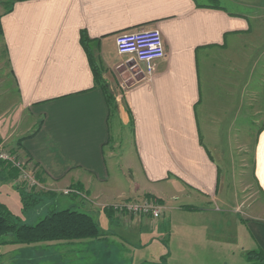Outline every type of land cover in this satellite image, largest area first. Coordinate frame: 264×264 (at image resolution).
Instances as JSON below:
<instances>
[{
  "label": "crops",
  "instance_id": "0c3cea01",
  "mask_svg": "<svg viewBox=\"0 0 264 264\" xmlns=\"http://www.w3.org/2000/svg\"><path fill=\"white\" fill-rule=\"evenodd\" d=\"M219 1L224 5L0 0V145L36 167L41 198L53 200L76 184L86 196L79 204L85 202V211L103 222L98 239L0 245L2 264H14L16 254L50 255L61 247L59 264H254L246 253L264 251V203L249 217L236 216L237 230L228 229V211L218 203L229 206L220 191L228 184L226 171L240 178L242 194L254 186L253 198H264V80L261 91L251 88L239 61L247 54L252 14L235 11L232 0ZM258 10L264 24V7ZM139 26L159 29L165 56L149 79L131 78L122 85L125 57L117 53L114 37ZM4 78L16 91L13 105L4 99ZM103 88L114 99L112 109ZM248 117L258 124L252 143L248 136L239 139L238 123ZM129 125L132 158L123 157L116 176L112 157L121 146L119 130ZM15 178L0 161V204L20 213ZM145 195L164 205L160 218L118 216L107 208ZM40 218L37 214L36 221Z\"/></svg>",
  "mask_w": 264,
  "mask_h": 264
},
{
  "label": "rangeland",
  "instance_id": "374dc122",
  "mask_svg": "<svg viewBox=\"0 0 264 264\" xmlns=\"http://www.w3.org/2000/svg\"><path fill=\"white\" fill-rule=\"evenodd\" d=\"M202 1L207 2V3L208 2L214 3L216 5H224L219 0H217L218 3L215 0H202ZM236 2L241 3V5L235 4ZM242 2H245L247 7H243ZM229 3L234 8H236L235 11H237L239 13H243L245 15H251L252 14L251 28H250V34H249L250 41L248 40V46H246L244 48V52H246L247 54H245L244 56L241 55L239 58L240 59L239 61L242 62V65L245 68V74H246L245 78L248 80L249 86L251 88H254V89L259 88V90L261 91L262 87H263L261 80L262 79L264 80V76H263L264 75V56H263V54H264V37H263V39L260 37L258 28H260L264 32V26H263L264 24H263V22H261V20H262L261 17H263V16H261L262 10H258V8H262V6L264 7V0H232V1H229ZM252 6H254V7H252ZM263 36H264V33H263ZM240 51H242V50H240ZM122 68L125 70V72L123 75L122 74L119 75V78H120L122 85H125L128 82L127 81L128 80V77H127L128 72L124 67H122ZM1 72L2 71L0 70V73ZM120 73H122V71ZM5 77H7V76L5 75ZM3 87H5V89L2 90L4 99H6L7 103H9L10 105H13L17 100V94H16L15 89L13 88L11 79H9V78H8V80L5 79ZM0 95H1V92H0ZM116 123L117 122L115 120L112 122L113 128L115 127ZM238 125H239V128L241 129V131H240V129H238V131H240V134H241V138H239V139L241 141H244L245 140L244 136H248L249 141L252 143L253 131L257 128L258 124L253 123L252 118L248 117V118H243V121L239 122ZM119 137H121V140H122L121 146H119L118 148L115 149V155H114V157H112L113 160H117L115 167H113L114 173L116 176H117V173H119L120 166L122 165L123 157L124 158H128V157L132 158V153H131L132 152V148H131V126L129 125V126H126L122 129H120L119 130ZM242 137H244V138H242ZM26 162H27L28 168L33 167V164H31V162L29 160H26ZM108 167H110L109 164H108ZM35 168L36 167L34 166L33 167L34 171L37 170ZM111 173H112V171H111ZM248 173L250 174L249 169H248ZM225 174H226V176L223 177V181H226L225 183H228V184L226 185V187H223V188L220 187V191H221V197L225 198V200L228 202L229 206L224 207V206L220 205V203H218V206L221 207V209L226 208L228 211L227 218H226V221H228V229L230 230V228L232 227V230H237V228H238L237 226L240 224V222L236 221V216L239 218V220L241 218H243L244 216L249 217L251 215V210L253 209L254 206H256L258 203H264V198L261 196V194H258L255 198H253V196L251 195V191L253 189H255L254 186L246 187L243 191L244 194H242L241 193V187L238 184L240 178L237 176V178L235 180L234 179L235 176L231 175L227 171L225 172ZM119 177H120V180L124 182V178H122V175ZM241 179L244 181H248L247 179H245V176H243ZM248 179H250V178H248ZM249 181H251V180H249ZM15 182H16V178H15ZM73 186L78 187V185H76V184H73ZM38 188H41L40 184H38V186L34 190H37ZM251 188H252V190H250ZM63 191L61 192L62 194L58 192L56 194L55 199H53V200L47 199L46 197H43L37 205H35L32 209H30V211L28 213L23 212V211H21L19 213V209L14 208V207H11L10 210L14 214L19 215L21 221L27 222V223H34L36 221L37 214H40L42 217L47 210L54 209V208L61 209V208L71 207V208L76 209V210L87 212V211H85V202H84V206H81L79 204L80 201L78 199L79 197L84 199L86 196H84L83 194L81 196V193H80L79 195L75 196L77 198L67 197L63 193ZM82 192L84 194H86L85 190H82ZM14 196L17 198V195H14ZM246 196H248L246 202L244 204H239L240 200H242V199L244 200V198ZM16 201H17V199H16ZM177 201L179 203V200H177ZM51 203L53 204L52 206H51ZM47 204H49V205H47ZM236 205H239L238 209L235 208ZM118 216L133 217L127 213H124L123 215H118ZM146 217H149V216H146ZM94 219H95V221H97L100 228L102 229L103 222L101 220L96 219V218H94ZM224 221H225V219H224ZM233 221L235 222L234 225L232 224ZM249 223L250 222H248L247 227H249V230H250V224ZM2 249L3 248L0 247V253L2 252ZM61 250H64V248L61 247L59 249H54L53 251L50 252V255L48 252H46L45 255H43L44 253L40 252V251L30 252L32 255L31 256H25V257L19 256V254H16L17 256L15 258L14 264H17V260L20 258L26 259V260L32 259V260H35V262H34L35 264H41L43 256H45L49 262L59 264L63 259V257L61 256L63 251H61ZM144 251H142V253H144ZM76 256H77V258L79 257L78 259H81V256H83V258H84L85 257V250L79 251ZM89 256L90 255H88L87 257H89ZM12 261L13 260L11 259V256H10L8 258V262L12 263ZM46 262H47V260H45V262L42 264H45ZM51 263H49V264H51ZM0 264H2L1 261H0ZM71 264H73V263H71ZM85 264H92V263L88 262Z\"/></svg>",
  "mask_w": 264,
  "mask_h": 264
},
{
  "label": "trees",
  "instance_id": "16d2710c",
  "mask_svg": "<svg viewBox=\"0 0 264 264\" xmlns=\"http://www.w3.org/2000/svg\"><path fill=\"white\" fill-rule=\"evenodd\" d=\"M86 39L84 32H81L80 40L83 46H85ZM90 61L94 68L93 72L95 71L94 75L98 80L99 76L96 73L97 68L93 61ZM103 89L109 109H112L114 106V99L105 88ZM6 165L12 176L17 177L18 172L16 168H13L9 164ZM35 177L38 180V171H36ZM80 188L81 187L78 186L75 189L78 190ZM18 189L20 190L22 211L28 213L30 209L37 205L42 199L39 195L41 193L36 192L33 188H31L30 191H25L19 186ZM46 193H48V191H46ZM68 195L72 197L76 196L75 194ZM145 197L150 198L152 196L145 195ZM107 208L109 212H113L111 208ZM182 208L187 210L196 209V207L189 205L182 206ZM101 236L99 224L88 212L76 210L71 207L61 209L54 208L47 210L38 221L27 223L21 221L19 216L14 215L3 204H0V245L76 242L98 239ZM246 258L254 264H264V251L260 248L257 250H249L246 253Z\"/></svg>",
  "mask_w": 264,
  "mask_h": 264
},
{
  "label": "built area",
  "instance_id": "2783aa9c",
  "mask_svg": "<svg viewBox=\"0 0 264 264\" xmlns=\"http://www.w3.org/2000/svg\"><path fill=\"white\" fill-rule=\"evenodd\" d=\"M116 51L124 56L123 67L128 72V79L145 78L153 75L155 63L165 56L164 42L161 32L156 27H134L117 32L114 37ZM0 161L9 164L17 170L16 184L25 191L35 189L39 182L35 171L28 168L27 162L10 150L0 145ZM28 170V171H27ZM65 195H79L80 191L68 187ZM114 214L131 216H149L152 219L160 218L164 214V205L155 197H143L139 200L121 199L108 206Z\"/></svg>",
  "mask_w": 264,
  "mask_h": 264
},
{
  "label": "water",
  "instance_id": "95a60500",
  "mask_svg": "<svg viewBox=\"0 0 264 264\" xmlns=\"http://www.w3.org/2000/svg\"><path fill=\"white\" fill-rule=\"evenodd\" d=\"M141 77H139V79H140Z\"/></svg>",
  "mask_w": 264,
  "mask_h": 264
}]
</instances>
